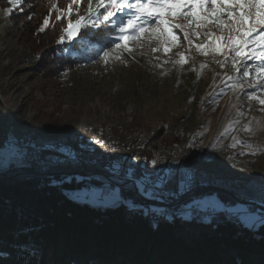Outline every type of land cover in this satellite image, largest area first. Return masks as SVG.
<instances>
[{
  "label": "rangeland",
  "instance_id": "1",
  "mask_svg": "<svg viewBox=\"0 0 264 264\" xmlns=\"http://www.w3.org/2000/svg\"><path fill=\"white\" fill-rule=\"evenodd\" d=\"M65 1L51 6L39 26L33 17L25 26L26 2L0 1V100L7 115L0 112V173L87 179L71 193L74 200L102 208L126 202L121 189L131 186H98L85 175L101 172L133 180L139 195L158 205L151 209L164 214L175 203L227 211L214 196L193 199L194 191L213 187L247 204L227 211L236 222L264 224V72L256 69L262 55L240 56L236 72L230 65L233 41L243 48L261 43L264 53V0H179L160 7L167 23L136 17L134 8L107 21L101 13L84 19L79 31L101 19L118 29L130 17L141 27H130L128 38L96 63L54 72L28 42L63 18L75 25L78 5L69 14ZM68 28L61 41L78 35L69 39ZM156 133L157 143H149ZM31 148L38 158L29 168Z\"/></svg>",
  "mask_w": 264,
  "mask_h": 264
},
{
  "label": "trees",
  "instance_id": "2",
  "mask_svg": "<svg viewBox=\"0 0 264 264\" xmlns=\"http://www.w3.org/2000/svg\"><path fill=\"white\" fill-rule=\"evenodd\" d=\"M21 1L28 7L24 13L28 17L25 26L34 21L32 17L39 26L53 4L56 8L64 7L61 0ZM107 3L105 0L97 8L93 0L94 11L90 13L87 0H81L76 6L77 16L92 22L93 17L106 14ZM127 9L116 13L125 15ZM68 20L63 18L28 42L29 50L34 54L40 52L42 62L52 66L54 72L94 64L123 42L120 27L112 28L102 19L100 23L94 22L96 27L93 24L83 27L72 41H61L62 33L69 27ZM35 30L32 28L30 37ZM214 46L219 47L217 41H213ZM259 46L247 43L244 48L239 47V52L235 50L231 69L238 71L239 57L255 50L262 55L256 60V69L264 72L261 43ZM0 112L2 117L7 116L1 100ZM160 137L156 133L148 142L157 143ZM4 142L2 137L0 145ZM100 173L95 174L104 175ZM54 180L58 182L53 183ZM87 181L41 175L0 179V264H264V224L249 228L229 220L227 211L247 205L233 193L213 187L194 191L193 199L214 196L227 210L200 222L195 216L169 218L168 214L153 211L151 207L158 205L142 195L139 198L133 190L121 189L126 202L114 207L80 203L71 193L83 189ZM92 182L102 185L96 180Z\"/></svg>",
  "mask_w": 264,
  "mask_h": 264
},
{
  "label": "snow or ice",
  "instance_id": "3",
  "mask_svg": "<svg viewBox=\"0 0 264 264\" xmlns=\"http://www.w3.org/2000/svg\"><path fill=\"white\" fill-rule=\"evenodd\" d=\"M12 3H16L17 0H11ZM93 0H87V3L89 5L88 11L91 13L94 11L91 8ZM97 2V8H99L100 5H103L105 0H96ZM179 0H135V3H130L129 0H108L107 6H106V14L103 16V20L107 21L110 17L114 16L116 14V11H122L124 7L128 8H134L136 10V17H146L148 20L157 19L160 23H167L161 16H160V7H163L170 3H178ZM81 3V0H71V4L69 5V14L71 13V6L72 5H79ZM149 4H156L157 7H146V5ZM53 7L55 5L53 4ZM107 8H111L112 11H107ZM59 11V9H57ZM60 17L58 16L57 19ZM84 17L81 16L80 19H78L75 23V25H69V28L67 30L69 39L73 38L75 35L78 34L79 29L82 26V22L84 21ZM47 23V20L45 21ZM87 26V25H84ZM93 27H96L97 25L94 23L92 25ZM135 28L139 29L141 27L140 24L135 23V20L133 17H130L127 21V24H122L120 26V31L122 33H127L129 28ZM173 28H179V25H172ZM168 35H171L169 33ZM124 39H127L128 37H123ZM136 36H133L132 39H136ZM185 38H187V35H185ZM233 43L237 44V48L235 49L237 52H239V46H242L237 41H233ZM264 43V42H262ZM126 47V45H124ZM155 163V161H153Z\"/></svg>",
  "mask_w": 264,
  "mask_h": 264
},
{
  "label": "built area",
  "instance_id": "4",
  "mask_svg": "<svg viewBox=\"0 0 264 264\" xmlns=\"http://www.w3.org/2000/svg\"><path fill=\"white\" fill-rule=\"evenodd\" d=\"M37 158H38V150H34V148L27 150V152H26V165L29 168L33 167L37 162ZM20 173H21V175H20L21 178L34 176L33 173H27V172H20ZM131 181H133V180H131ZM131 187L134 188L132 185H131ZM167 207H168V209H166V210H167V212H169L168 214L173 213V214H180L182 216H185L189 212V214H191L190 216L197 217L200 222H206L207 220L213 218L218 213L217 210L202 211V210H198L196 208H191V209L189 208L188 209L187 207L181 205V203H180V205H179V203L178 204H176V203L175 204H169L168 206H166V208ZM228 219L231 221H234V218L230 215L228 216Z\"/></svg>",
  "mask_w": 264,
  "mask_h": 264
},
{
  "label": "water",
  "instance_id": "5",
  "mask_svg": "<svg viewBox=\"0 0 264 264\" xmlns=\"http://www.w3.org/2000/svg\"><path fill=\"white\" fill-rule=\"evenodd\" d=\"M21 173L18 172H8V173H0V179H3L4 178H13V177H20ZM57 175V174H55ZM85 175H88L90 177H92L93 179H95L96 181L98 182H109L110 179L112 178V176H106V175H97V174H94V173H86L85 172ZM110 184H118V185H126L128 184L130 186V184L134 187V191L138 194L139 198H140V195H139V192H138V188H137V185L134 181H131V180H124V183L123 182H120V181H110Z\"/></svg>",
  "mask_w": 264,
  "mask_h": 264
},
{
  "label": "bare ground",
  "instance_id": "6",
  "mask_svg": "<svg viewBox=\"0 0 264 264\" xmlns=\"http://www.w3.org/2000/svg\"><path fill=\"white\" fill-rule=\"evenodd\" d=\"M110 181H114V182H116V181H120V182H123L124 183V179H116V178H114V177H112L111 179H110ZM110 181L109 182H105V183H108V184H110ZM127 186H128V184H126ZM131 186V185H130Z\"/></svg>",
  "mask_w": 264,
  "mask_h": 264
}]
</instances>
